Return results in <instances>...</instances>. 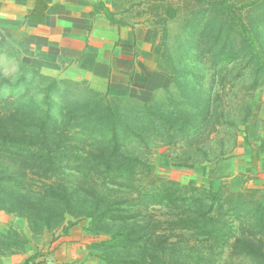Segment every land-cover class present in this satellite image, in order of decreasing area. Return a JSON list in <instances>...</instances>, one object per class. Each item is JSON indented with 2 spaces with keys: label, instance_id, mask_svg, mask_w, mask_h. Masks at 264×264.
I'll return each instance as SVG.
<instances>
[{
  "label": "rangeland",
  "instance_id": "rangeland-1",
  "mask_svg": "<svg viewBox=\"0 0 264 264\" xmlns=\"http://www.w3.org/2000/svg\"><path fill=\"white\" fill-rule=\"evenodd\" d=\"M226 1L227 15L131 0L132 21L162 32L169 76L146 105L22 66L0 37V262L41 263L63 244L67 264H264L255 205L218 211L187 170L264 138V0ZM157 178L194 184L198 198L167 201L177 186ZM199 214L220 222L175 223Z\"/></svg>",
  "mask_w": 264,
  "mask_h": 264
},
{
  "label": "crops",
  "instance_id": "crops-1",
  "mask_svg": "<svg viewBox=\"0 0 264 264\" xmlns=\"http://www.w3.org/2000/svg\"><path fill=\"white\" fill-rule=\"evenodd\" d=\"M133 6L131 0H0V37L18 47L23 65L45 76L82 79L112 101L148 103L168 87L169 76L162 32L132 21ZM30 13L41 21L29 22ZM191 166L193 177L213 189L226 182L230 191L264 192V138L242 142L228 158ZM64 246L36 264H67Z\"/></svg>",
  "mask_w": 264,
  "mask_h": 264
},
{
  "label": "trees",
  "instance_id": "trees-1",
  "mask_svg": "<svg viewBox=\"0 0 264 264\" xmlns=\"http://www.w3.org/2000/svg\"><path fill=\"white\" fill-rule=\"evenodd\" d=\"M196 1L204 2L205 4L211 5V10L214 9V11L215 10L218 11L217 9L220 7V9L223 10L224 14L227 15V12H229L228 11L229 6H228L226 0H218V1H214V2H207L206 0H196ZM217 6H218V8H216ZM101 10L108 17V19H110L112 22H115L113 14L107 8L102 7ZM27 16H28L27 19L29 22L35 23V22L41 21V20H33L30 17L31 13L28 14ZM117 24H119V23H117ZM221 24L225 25L223 21ZM239 26H240V29L246 34L245 38H246V41L249 44L250 48L252 50H255L256 47H255L254 41L252 39V36L249 33V30L246 28L245 24L242 21H240ZM225 57L229 58V57H227V54H225L222 59L226 60ZM21 65L25 66V67H31V66H26L23 64H21ZM110 101H112V100H110ZM132 101H135V100H132ZM112 102H115V101H112ZM150 102H148V103H150ZM148 103H142V104L146 105ZM218 159L219 158H217L213 161H216ZM209 160L210 159H208V161L206 160L205 162H210ZM132 164H133V166L141 165L142 167H144L146 169V173H150L149 165L141 162L140 159H133ZM156 180L158 182H160V184L170 183L174 186H177V190H176L177 192L176 193L174 191L171 193L170 190H167V189H165L161 192V198H163L167 201H172V202H175L178 200L194 201L195 199L198 198V195L194 194V192H193V190L196 189V186L194 184H188V185H182L181 186L178 182L172 181V180H166L163 178H157ZM200 194L203 195V192H200ZM207 196L211 199L218 200L217 208H216L218 211L223 207V205H226L231 210L238 211V210L242 209L243 207H245V205L252 202V204L255 205L256 211H257L256 212V222H257L258 226L260 227V231L264 232V192L261 191L260 189L246 188L245 192H243V191H230L228 189L225 194L221 195V193L218 191V189H213L211 187L207 191ZM197 216H198L197 218L196 217H194V218H191V217L181 218V219L175 221V223H177L178 225L180 223V225L182 227H190L197 220H199L201 225H202V228L205 229L207 227L208 222L211 224H215L216 221L220 222V219L219 218L215 219L214 216H212L211 218H207V216L205 214H199ZM24 264H28V261H25Z\"/></svg>",
  "mask_w": 264,
  "mask_h": 264
}]
</instances>
